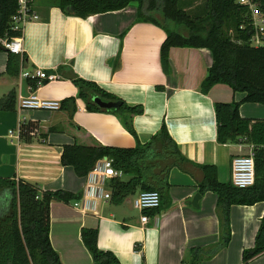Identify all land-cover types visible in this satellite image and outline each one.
<instances>
[{"label":"crops","instance_id":"obj_1","mask_svg":"<svg viewBox=\"0 0 264 264\" xmlns=\"http://www.w3.org/2000/svg\"><path fill=\"white\" fill-rule=\"evenodd\" d=\"M58 2L35 0L39 20L24 26L22 54H14L9 71V55L0 52V98L12 90L17 96L15 111L0 112V178L29 184L40 192L62 190L81 195L68 204L51 201L49 205V240L62 264H96L81 241L82 229H96L98 249L112 253L120 264H181L189 260L193 248H214L222 236L217 196L198 192L203 175L197 166H215L218 181L228 183L232 159L255 148L221 145L216 140L214 104L240 102L245 94L223 84L202 93L200 87L211 65L206 49L171 48L169 72L164 73L159 50L165 32L148 23H136L134 8L82 19L64 14ZM37 68L56 73L59 79L47 83L19 78L21 72L32 75ZM77 78L95 83L129 107L140 106L142 113L132 121L134 135L113 112L88 111L72 82ZM31 93L60 103L74 99V105L66 102L56 112L19 111L18 96ZM239 115L264 119V105L241 103ZM163 124L189 163L169 170L167 185L158 190L159 209L143 212L149 218L147 224H141V213L132 204L139 189L120 200L95 197L90 210L74 207L83 196L87 175L78 177L71 167L62 166L64 146L95 141L130 149L147 143ZM48 129L52 132L40 138ZM117 178L128 181L130 176L121 173ZM110 181H105L104 192L111 193ZM196 194L200 199L194 207L191 201ZM263 215L264 202L232 205L229 243L201 264H241L243 250L254 246ZM248 264H264V253Z\"/></svg>","mask_w":264,"mask_h":264},{"label":"trees","instance_id":"obj_2","mask_svg":"<svg viewBox=\"0 0 264 264\" xmlns=\"http://www.w3.org/2000/svg\"><path fill=\"white\" fill-rule=\"evenodd\" d=\"M58 7L68 16L85 19L89 16L120 11L125 8L136 10V23H148L165 32L160 46L159 61L164 73L169 72V50L177 48L206 49L211 54V65L200 90L207 93L217 84L229 86L232 91L244 93L240 102L216 103L213 106L216 140L221 145L237 144L254 146L255 178L251 187L240 189L231 182L220 183L217 169L213 165H198L203 175L197 185L198 192H212L217 196L218 215L221 222V242L214 248L190 250L188 261L181 264H201L202 260L214 256L230 240L229 211L232 205L252 206L264 202V119H246L239 115L241 103L264 105V47L249 45V28L240 30L244 23L242 9L235 0H207L204 17L190 16L180 7L183 0H58ZM185 2V1H183ZM16 0H0V39L15 38L10 18L15 13ZM224 23L230 24L234 35L223 32ZM179 25L185 33H179ZM207 25V30L204 29ZM0 52L9 55L7 70L14 54L0 45ZM120 55H117L119 59ZM78 98L88 111H103L92 103V98L120 103L113 112L122 127L134 135L133 118L142 113L140 106L129 107L107 94L95 83L80 78L74 79ZM16 93L10 91L0 98V112L16 110ZM74 105V99L61 102ZM74 111V110H73ZM71 115V114H70ZM52 130L40 133L45 138ZM108 158L116 171L128 175V181L118 178L110 181V196L125 199L137 189L158 191L166 186L167 173L172 167L187 163L168 134L165 124L145 144L134 148L120 149L102 146L95 141L92 145L74 142L63 147L62 166H69L78 177H85L97 161ZM189 163V162H188ZM145 170L148 171L146 175ZM159 170V173L155 172ZM81 195L57 190L40 192L34 186L8 178H0V264H62L49 240V205L51 201L68 204ZM159 209V208H158ZM157 209V210H158ZM96 229H82L81 241L96 264H120L110 252L97 247ZM264 253V215L254 239V246L243 250L241 264H248Z\"/></svg>","mask_w":264,"mask_h":264},{"label":"built area","instance_id":"obj_3","mask_svg":"<svg viewBox=\"0 0 264 264\" xmlns=\"http://www.w3.org/2000/svg\"><path fill=\"white\" fill-rule=\"evenodd\" d=\"M235 5L242 9L243 24L240 30L249 28L251 36L249 45L252 47H264V0H235ZM35 0H16L15 13L10 18V28L19 35L15 38H1L0 45L12 54H22L21 35L26 24L39 20L34 11ZM19 78H36L47 83L55 82L59 79L56 73H46L45 70L37 68L32 75L21 72ZM40 85V82H39ZM18 110L22 112L46 111L56 112L60 110L61 103L58 100L39 98L31 93L28 96H18ZM9 136H13L10 131ZM121 172L116 171L111 165V161L103 160L101 166L93 168L86 177L81 200L74 203V207L90 210L94 198L109 200V192H104L105 181L117 178ZM255 165L254 149L250 148L248 155L237 156L231 162V183L234 187L244 189L254 184ZM133 208L141 213V224H147L149 218L143 213L146 210H157L160 207V194L158 191H142L132 202Z\"/></svg>","mask_w":264,"mask_h":264},{"label":"rangeland","instance_id":"obj_4","mask_svg":"<svg viewBox=\"0 0 264 264\" xmlns=\"http://www.w3.org/2000/svg\"><path fill=\"white\" fill-rule=\"evenodd\" d=\"M183 1H185V0H183ZM183 1H182V4H180V7L183 11H185L190 16L204 17V15L206 13L205 12L206 11L205 5H206L207 0H187L185 2H183ZM204 29L207 30V25H204ZM222 30H223V32L228 33L230 36L234 35V29L228 23L223 24ZM177 31H179V33H185L186 29L184 26L179 25L177 28ZM105 186H107V185H105Z\"/></svg>","mask_w":264,"mask_h":264},{"label":"water","instance_id":"obj_5","mask_svg":"<svg viewBox=\"0 0 264 264\" xmlns=\"http://www.w3.org/2000/svg\"><path fill=\"white\" fill-rule=\"evenodd\" d=\"M92 103L96 105L97 107L106 110L107 112H115L119 107L120 103L118 102H104L100 98L96 97L92 99ZM105 160H107L106 157H104ZM200 199V194L194 195L191 201V205L194 207H197V202Z\"/></svg>","mask_w":264,"mask_h":264}]
</instances>
